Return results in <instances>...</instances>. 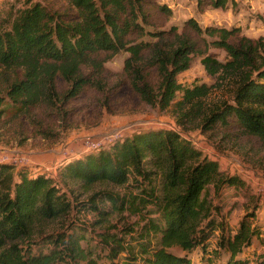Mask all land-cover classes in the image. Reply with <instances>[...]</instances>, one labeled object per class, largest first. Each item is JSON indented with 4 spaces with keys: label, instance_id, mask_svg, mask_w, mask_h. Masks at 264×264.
<instances>
[{
    "label": "trees",
    "instance_id": "trees-1",
    "mask_svg": "<svg viewBox=\"0 0 264 264\" xmlns=\"http://www.w3.org/2000/svg\"><path fill=\"white\" fill-rule=\"evenodd\" d=\"M62 1V11L26 0L0 14V68L17 70L0 92V118L9 109L20 112L58 97L45 64L59 66L69 84L62 96L67 101L90 83L79 71L84 60L99 52H124L122 70L133 91L159 110H173L176 128L122 135L67 159L54 175L0 163V264H101L104 258L109 264H194L192 252L199 256L196 264L223 259L224 264H264L263 254L253 261L239 258L262 239L258 207L247 210L231 231L222 218H213L217 209L208 199V186L217 194L225 185L244 186L243 179L224 175L217 161L189 140L185 126L196 119V129L206 133L233 119L245 134L264 141V35L248 37L239 26L201 28L193 18L181 30L164 29L159 18L171 10L157 0ZM236 4L196 0L198 10ZM210 48L223 51V60ZM195 57L212 83L177 81ZM215 89L226 90L227 98L205 101ZM57 179L85 192L103 187L75 202ZM81 209L97 217L80 223L72 215ZM125 211L137 217L132 225H102L111 212Z\"/></svg>",
    "mask_w": 264,
    "mask_h": 264
},
{
    "label": "rangeland",
    "instance_id": "rangeland-1",
    "mask_svg": "<svg viewBox=\"0 0 264 264\" xmlns=\"http://www.w3.org/2000/svg\"><path fill=\"white\" fill-rule=\"evenodd\" d=\"M32 1H40L48 4L49 8L60 11L66 6L62 0ZM157 1L171 10L170 16L159 18L158 22L164 29L176 26L181 30L184 22L193 18L201 28L239 26L248 37L264 35V0H236L235 8L206 7L202 10L197 9L196 0ZM25 2L26 0H0V14L22 7ZM191 37L192 40H197L194 33ZM209 51L223 60L224 53L220 49L210 48ZM127 55L124 52H99L84 60L79 71L87 75L90 83L76 97L67 101L62 100V96L69 84L61 76L59 66L45 64L46 70H50L48 74L58 97L48 103L41 99L28 110L20 112L9 109L0 118V154L9 153L27 160L26 165H8L27 168L32 173L54 175L67 159L87 153V142L105 146L116 133L128 136L145 128H176L173 110H159L142 101L133 91L128 76L122 70ZM16 72L14 68H0V92L14 79ZM151 76L155 82L157 78L153 74ZM176 79L185 86L200 82L210 84L214 81L206 73L199 57H195L187 69L178 73ZM226 96V90L215 89L205 101L227 98ZM195 125L196 119L186 122L185 126L190 129L187 133L189 140L217 161L224 175H236L244 181L242 187L225 185L217 194L213 192L211 185L208 186V199L217 209L213 212V218H222L227 228L235 231L246 211L253 209L254 205L258 207L255 216L261 228L262 239L254 240L253 245L239 257L249 256L250 261H253L254 256L264 255V141L245 134L233 119H229L227 126H216L206 133H201ZM57 180L75 202L85 201L92 191L103 187L94 186L85 192L77 183ZM102 206L104 209L109 208L107 203ZM72 217L80 223L89 224L97 215L81 209L73 212ZM136 220L135 215L126 211L111 212L102 225L122 228L132 225ZM48 227H45L44 232H49L52 228ZM217 234L216 231L211 235L209 247L215 245ZM32 249L35 250V247ZM189 256L192 263L199 261L196 253L192 252ZM224 263L225 259L219 262ZM101 264L109 262L104 258Z\"/></svg>",
    "mask_w": 264,
    "mask_h": 264
},
{
    "label": "built area",
    "instance_id": "built-area-1",
    "mask_svg": "<svg viewBox=\"0 0 264 264\" xmlns=\"http://www.w3.org/2000/svg\"><path fill=\"white\" fill-rule=\"evenodd\" d=\"M120 136H121V134L116 133L115 135H113L111 137V139L109 140L108 144L113 142L114 140L120 138ZM100 147H102V145H100L99 143L87 142L86 151L92 152V151L97 150ZM0 163L11 164V165L20 163V165H26L27 164V160H25L24 158L17 157L16 155H12V154L7 153V154H0Z\"/></svg>",
    "mask_w": 264,
    "mask_h": 264
}]
</instances>
